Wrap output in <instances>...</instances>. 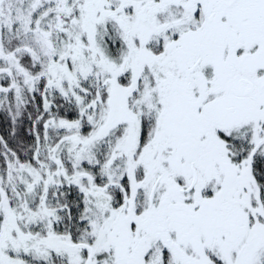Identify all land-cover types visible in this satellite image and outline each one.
I'll return each mask as SVG.
<instances>
[{
    "label": "snow or ice",
    "instance_id": "1",
    "mask_svg": "<svg viewBox=\"0 0 264 264\" xmlns=\"http://www.w3.org/2000/svg\"><path fill=\"white\" fill-rule=\"evenodd\" d=\"M0 264H264V0H0Z\"/></svg>",
    "mask_w": 264,
    "mask_h": 264
}]
</instances>
